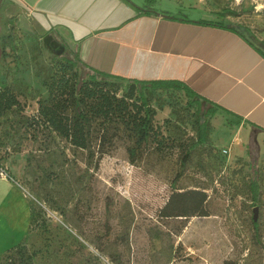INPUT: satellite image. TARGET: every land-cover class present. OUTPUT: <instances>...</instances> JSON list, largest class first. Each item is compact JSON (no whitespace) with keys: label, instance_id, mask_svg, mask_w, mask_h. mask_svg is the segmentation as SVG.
<instances>
[{"label":"rangeland","instance_id":"1","mask_svg":"<svg viewBox=\"0 0 264 264\" xmlns=\"http://www.w3.org/2000/svg\"><path fill=\"white\" fill-rule=\"evenodd\" d=\"M207 2L216 19L223 8L233 9L236 15L220 17L244 27L264 50V0ZM64 43L57 32L38 30L23 6L0 0V87L20 85L26 114H37L39 99L49 97L51 76L69 56ZM76 70L79 80L87 78L78 65ZM118 82L123 91L132 84ZM145 93L157 110L161 143L156 139L135 163L127 133L97 168L87 166L83 151L66 156L58 139L45 150L43 139L21 136L23 130L0 146L1 162L24 186L34 211L28 237L1 254L0 264H264V133L216 109L208 140L177 185L180 191L204 189L208 215L161 218L179 169L178 145L196 137L198 117L212 105L184 90L149 87Z\"/></svg>","mask_w":264,"mask_h":264},{"label":"crops","instance_id":"2","mask_svg":"<svg viewBox=\"0 0 264 264\" xmlns=\"http://www.w3.org/2000/svg\"><path fill=\"white\" fill-rule=\"evenodd\" d=\"M42 33L62 36L78 65L99 79L181 81L204 101L264 133V54L207 0H12ZM204 21V22H202ZM32 225V202L16 177H0V255Z\"/></svg>","mask_w":264,"mask_h":264},{"label":"trees","instance_id":"3","mask_svg":"<svg viewBox=\"0 0 264 264\" xmlns=\"http://www.w3.org/2000/svg\"><path fill=\"white\" fill-rule=\"evenodd\" d=\"M218 14L225 19L224 17L237 13L226 7ZM220 16L213 22L223 25L224 21ZM229 25L238 34L248 37L241 25L234 23ZM251 43L264 54L260 46ZM64 45L68 49L69 56H64L66 59L61 65L60 73L51 76L49 97L39 99L37 114L30 116L25 113V105L20 99L22 94L20 85L0 87V119H2L0 146L8 143L23 130L21 136L36 141L43 139L45 150L50 148L51 142H56L58 139L65 144L61 152L66 156L68 150L73 156H76L77 150L83 151L87 166L94 165L97 168L99 161L110 152L114 141L121 134L127 133L134 141L127 150L130 161L135 163L140 152L153 148L152 144L156 139L159 144L161 143L160 130L155 125L157 110L151 106L150 98L145 93L146 89L151 87L152 90H184L189 98L202 99L181 81L176 80L136 81L122 77L107 80L99 79V73L96 72H90L86 79L79 80L76 70V66L81 63L79 54L73 51L68 43ZM118 81H129L132 84L127 91H123L122 84ZM216 109L218 108L212 105L204 117L200 114L196 137H192L185 145L179 143L178 146L182 151L179 169L171 183L173 193L159 211V217L189 218L208 215L205 207L208 194L204 189L180 191L177 185L198 156L197 147L208 140L211 127L209 118L215 114ZM13 150L18 149L14 147ZM1 161L0 165L4 163ZM251 187L253 198L257 200L260 190L257 179L253 181ZM33 212L32 205V220ZM254 222L258 226L255 216ZM223 264H238V262L226 259Z\"/></svg>","mask_w":264,"mask_h":264},{"label":"built area","instance_id":"4","mask_svg":"<svg viewBox=\"0 0 264 264\" xmlns=\"http://www.w3.org/2000/svg\"><path fill=\"white\" fill-rule=\"evenodd\" d=\"M230 149H224V154H229ZM0 177H6V178H12V174L8 167H6L4 164L0 165Z\"/></svg>","mask_w":264,"mask_h":264},{"label":"water","instance_id":"5","mask_svg":"<svg viewBox=\"0 0 264 264\" xmlns=\"http://www.w3.org/2000/svg\"><path fill=\"white\" fill-rule=\"evenodd\" d=\"M256 211H257V209H255V219H256Z\"/></svg>","mask_w":264,"mask_h":264}]
</instances>
